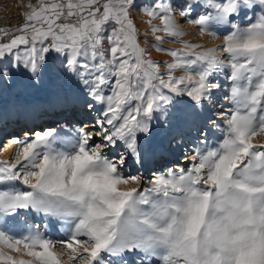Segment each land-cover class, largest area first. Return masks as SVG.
<instances>
[{
	"label": "snow or ice",
	"instance_id": "1",
	"mask_svg": "<svg viewBox=\"0 0 264 264\" xmlns=\"http://www.w3.org/2000/svg\"><path fill=\"white\" fill-rule=\"evenodd\" d=\"M134 5L30 0L19 27H0V84L24 77L35 87L55 71L63 84L50 107L98 112L91 129L78 127L60 141L63 149L56 147V128L12 138L18 159L0 161V218L25 211L64 221L68 235L58 243L67 264H153V258L159 264H264V143H253L264 135V0H203L212 11L188 23L213 37L212 24L232 29L209 49L180 40L185 32L171 4L155 0L142 9L155 43L144 44L170 58L162 62L139 40ZM191 11L189 4L179 15ZM249 12L254 21L232 23ZM166 40L181 46L164 47ZM50 53L62 58L58 67H50ZM225 68L233 107L225 114L223 139L197 147L187 170L169 169L154 174L151 187L122 190L129 181L141 182L123 167L154 155L160 133L175 140L202 124L206 102L220 88L211 77ZM97 137L101 142L93 146ZM16 181L28 190L9 187ZM56 244L38 228L20 236L0 230V264H65Z\"/></svg>",
	"mask_w": 264,
	"mask_h": 264
},
{
	"label": "rangeland",
	"instance_id": "2",
	"mask_svg": "<svg viewBox=\"0 0 264 264\" xmlns=\"http://www.w3.org/2000/svg\"><path fill=\"white\" fill-rule=\"evenodd\" d=\"M29 2L30 0H0V5L2 3V6H0V18L2 19L0 27L8 29L19 27L24 22L22 14L30 11L27 7ZM31 2L35 3V0H31ZM154 2L155 0H135V5L131 9L130 15L138 30L139 40L142 46L147 47V50L151 54L150 58L162 62L170 58L165 53L156 51L150 44H144L146 40L155 43L153 34L147 24L149 17L142 11L143 8L151 7ZM164 2L171 4L172 12L178 22V26L185 32V35L179 38L180 40L200 44L203 46V49H209L222 45L223 36L232 30L231 24H212L209 26L211 31L217 33L213 37L208 35V33L201 35L198 26L188 23L189 19H196L199 15L212 11V9L203 6V0H199L198 3L194 2V0H164ZM218 2H222V0H218ZM189 4L192 5V11L189 16L181 18L179 15L181 8ZM254 19V12H249L247 17L243 14H237L231 18V21L243 27L250 20L254 21ZM152 24L159 25V19H153ZM110 28L111 25L107 26L106 30H110ZM157 35H163V33H157ZM180 46V44L170 43L168 40L164 43V47L168 48H179ZM105 47H107L106 42ZM200 50L202 49H197V51ZM217 55L223 56L225 60L227 59L226 54L217 53ZM8 59L10 60L11 57ZM60 59L62 58L57 57L55 53L48 54L49 65L52 68L59 66ZM230 71L229 68H225L213 73L211 79L213 82H218L220 88L213 90L211 104L206 102L202 116V124L198 122L197 126L192 128L190 132H186L183 137L177 136L175 140H172L170 136L166 137L163 133H160L157 139L161 142V147L154 155L143 157L139 163L132 159L127 161L122 172L125 175L140 177L141 182L132 183L129 181L127 185H120L122 190H127L130 187H136L138 189H142L145 186L151 187L149 182L153 175L157 173L166 174L169 169L178 171L180 168H184L187 170L192 164V161L188 157L193 155L197 147L206 150L208 147L216 146L223 139V130L226 127L224 123L225 114L233 107L230 100L226 99L230 87V81L227 79ZM176 74L180 75L181 73L177 72ZM62 84V78L55 71L50 72L44 78L43 82L35 87L31 86L24 77H17L10 82L0 84V161L7 160L11 163H16L18 159V146L15 144L7 152H2V141L4 137L12 134L15 129H18L16 138L24 140L31 138L32 134L36 131H43L50 127L56 128L57 135L60 138L56 147L63 149L64 144L60 141L70 140L78 127L87 125L90 129L92 128L93 121L98 115L97 111L86 114V109L81 111L78 106L72 109L56 108L53 109L54 111L50 109L48 101L61 88ZM27 106L38 107V121H35L27 131L30 133V136H24L25 131L23 130L25 127L23 125L22 113ZM101 108V105H96V109ZM211 121H215L218 127H213ZM153 123L155 124V122ZM204 132L207 133L206 136L202 135ZM100 142V138L97 137L90 143L94 146ZM172 142L173 146H171ZM253 143H264V135L254 137ZM104 154L111 158L112 150L105 149ZM0 187L5 186L0 185ZM9 187L28 190L19 181L12 182ZM29 227L33 229L38 228L47 238L56 241L57 244L54 250L63 256L65 264H67L65 250L58 243L66 239L68 235L67 229L69 226L64 221L25 211H21L19 215L12 218H0V230L6 231L14 236L26 234ZM4 251L7 252L8 250L4 249ZM10 254L14 257L19 255L14 252ZM23 258L28 259V257ZM153 264H159V260L153 258Z\"/></svg>",
	"mask_w": 264,
	"mask_h": 264
},
{
	"label": "bare ground",
	"instance_id": "3",
	"mask_svg": "<svg viewBox=\"0 0 264 264\" xmlns=\"http://www.w3.org/2000/svg\"><path fill=\"white\" fill-rule=\"evenodd\" d=\"M7 4V3H6ZM0 6H2V3H1V5ZM23 7V6H22ZM2 9V8H1ZM1 21H2V19L0 18V23H1ZM50 109L52 110V111H54L53 110V108L52 107H50ZM56 109V108H55ZM37 112H38V107L37 106H27L25 109H24V111H23V120H24V123H23V125H24V127H25V129H23L24 131H25V133H24V136H30V133H28L27 131H28V129L34 124V122L35 121H38V116H37ZM61 114V113H60ZM12 116V115H11ZM219 116V115H218ZM210 125V124H209ZM18 133V129H15V131L12 133V134H10V135H8V136H6V137H4V139H3V141H2V143H3V145H2V152H7L8 150H10L11 149V147L14 145V144H12L10 141L12 140V138L13 137H15L16 138V134ZM171 146H173V142H172V144H171Z\"/></svg>",
	"mask_w": 264,
	"mask_h": 264
}]
</instances>
